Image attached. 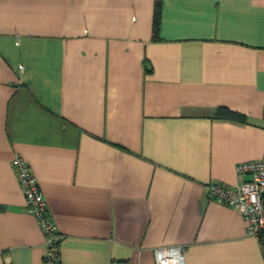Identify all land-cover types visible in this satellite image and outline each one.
I'll list each match as a JSON object with an SVG mask.
<instances>
[{
  "label": "crops",
  "instance_id": "obj_1",
  "mask_svg": "<svg viewBox=\"0 0 264 264\" xmlns=\"http://www.w3.org/2000/svg\"><path fill=\"white\" fill-rule=\"evenodd\" d=\"M15 155L60 264H155L162 245L185 264H264L206 188L264 159V0H0V264H44Z\"/></svg>",
  "mask_w": 264,
  "mask_h": 264
},
{
  "label": "built area",
  "instance_id": "obj_2",
  "mask_svg": "<svg viewBox=\"0 0 264 264\" xmlns=\"http://www.w3.org/2000/svg\"><path fill=\"white\" fill-rule=\"evenodd\" d=\"M13 165L23 188L27 210L35 214L45 235L46 251L44 264H60L59 240L46 206L45 197L29 164L15 155ZM238 174H249L251 179L228 187L218 182L206 185L208 195L242 214L247 223V231L264 245V159L239 162L235 166ZM155 264H185L181 245H162L154 249Z\"/></svg>",
  "mask_w": 264,
  "mask_h": 264
},
{
  "label": "trees",
  "instance_id": "obj_3",
  "mask_svg": "<svg viewBox=\"0 0 264 264\" xmlns=\"http://www.w3.org/2000/svg\"><path fill=\"white\" fill-rule=\"evenodd\" d=\"M159 22H160L159 6L158 4H156L154 8V16H153V37H156L158 33ZM216 116L218 118L231 119V120L240 121V122L246 121V116L243 113L229 109L228 107H224V106H220L219 108H217Z\"/></svg>",
  "mask_w": 264,
  "mask_h": 264
}]
</instances>
